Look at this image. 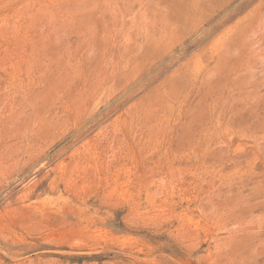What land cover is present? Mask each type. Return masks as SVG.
<instances>
[{
	"label": "rangeland",
	"instance_id": "1",
	"mask_svg": "<svg viewBox=\"0 0 264 264\" xmlns=\"http://www.w3.org/2000/svg\"><path fill=\"white\" fill-rule=\"evenodd\" d=\"M0 264H264V0H0Z\"/></svg>",
	"mask_w": 264,
	"mask_h": 264
}]
</instances>
